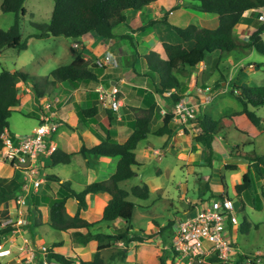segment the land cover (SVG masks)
<instances>
[{
	"label": "trees",
	"instance_id": "trees-1",
	"mask_svg": "<svg viewBox=\"0 0 264 264\" xmlns=\"http://www.w3.org/2000/svg\"><path fill=\"white\" fill-rule=\"evenodd\" d=\"M25 0H1L0 8L3 12L15 14L14 22L7 29H0V51L6 47L17 50L26 49L30 37L46 38L49 36H65L78 38L95 31L105 40L114 39V28L119 24L127 25V13L129 11L141 10L156 0H53L54 6L51 18L48 23H33L37 32L23 38L21 33V17L26 14L24 6ZM180 6L191 7L196 10L214 13L217 15L218 24L216 27L203 26L197 22H191L186 26L173 25L167 21V14L162 18H151L148 22L141 24L138 30L144 31L146 28L159 24L160 27H171L181 38L180 42L163 41V58L155 51L143 55L146 59L150 72H154L159 78L156 92L159 95H166L172 107L180 101L184 95L181 93L182 80L180 76L189 74V70L206 57L219 52L216 63L228 55L234 53L237 57L253 50L264 56V22L253 29L247 40L240 39L236 25L240 23L243 14L249 10L264 9V0H186V3L176 4L171 10ZM128 26V25H127ZM121 38L127 39L132 51L135 53L136 43L134 37L122 34ZM83 48H80L75 58L68 64L54 68L49 75L45 76L44 82L57 86L62 81H91L98 85L100 82V68L89 59L83 57ZM31 77L20 70L2 69L0 71V151L3 148V133L8 127L13 107L20 103V81H27ZM220 80L216 82L219 86ZM37 99L44 96V89L34 85ZM232 95L241 103L240 112L245 113L250 121L259 128L264 127V118L257 114L256 109L264 106V84L262 85H237L231 83ZM138 113L135 117L134 130L123 142H112L109 138L102 140L97 145L87 148L82 146L80 153L95 154L99 156H118L119 160L115 172L105 180L94 181L85 186L81 191L73 190L69 183L61 181V185L66 190V195L51 199L50 201V225L58 231L67 232L73 240L83 244L89 241L97 242V253L91 260L79 259V264H106L105 259L100 255L99 250L110 246L113 242L123 241L126 248L118 249L113 256L121 260L127 255V247L134 242L147 240L150 235L144 236L139 233L130 232L132 215L136 203L128 197L133 195L138 199H147L150 196V188L146 182L132 185L130 189L121 186V182L131 178L135 171L134 165L139 164L136 159L135 148L141 140L148 138L152 126L156 123L155 104L148 108H136ZM82 120L95 118L101 121L106 127H110L117 118V111L107 105L102 104V100L94 101L91 106L79 109ZM189 120H196L199 132L194 136L195 141L204 148V158L210 164L213 157L212 141L215 136L222 135V141L229 147L231 158H239L248 161L257 169L258 175H263L264 153L256 151L255 148L246 150L245 146L254 144V137L245 130L233 125L230 116L226 119H215L205 113L202 117L195 116ZM173 121V108L167 111L163 117V124L153 131L157 136H172L177 132L178 127L171 126ZM230 133V134H229ZM230 136V137H229ZM236 141V143H234ZM73 152H65L56 149L51 158L54 164L69 163ZM225 169L235 170L237 164L227 163ZM252 185V176L246 170L240 183L235 185L236 196H241L243 192ZM108 192L111 198L103 211L102 221L111 222L118 218L123 219L127 225L120 228L116 233H105L102 231L93 232L92 228L98 222H88L81 217L80 212L87 207V195ZM16 194L8 192L4 187H0V204L6 201H14ZM67 197H73L78 202V209L74 216H69L65 210ZM28 198V197H27ZM4 212H0L4 216ZM258 225H255L257 228ZM13 224L2 226L1 233L12 230ZM86 229V232L81 229ZM69 229H74L69 232ZM241 230H246L242 226ZM62 241L54 244L59 246ZM51 246L48 250V257L59 264H75V259L65 257L54 251ZM170 256L163 254L161 264H166V259ZM209 261L218 262V257L212 256Z\"/></svg>",
	"mask_w": 264,
	"mask_h": 264
},
{
	"label": "crops",
	"instance_id": "crops-1",
	"mask_svg": "<svg viewBox=\"0 0 264 264\" xmlns=\"http://www.w3.org/2000/svg\"><path fill=\"white\" fill-rule=\"evenodd\" d=\"M182 1L183 0H180V1L179 0H156L141 10L129 11L127 13L128 15H127V22H126L128 26L126 24L117 25L114 28V33H115L114 39L105 40L103 37L99 36L95 31H92L86 35L90 39L87 38L84 40V42L83 41L80 42L78 40L74 42L82 46L81 47L83 48L82 55L85 59H89V58L94 59L97 55H99L102 52L107 51L110 48L112 49L114 48L113 51L115 52V54L117 53L119 55V52L122 50L121 46L122 44H124L122 43L123 39L121 38V35L130 33L134 37V39L136 40L135 41L136 49H133L135 50V53L131 51L129 54L127 53V55L134 54L135 59H137L138 56L140 57V58L138 57L139 59L137 61H135L134 59V65L140 66L141 68L140 72L143 73L142 75H144V77H142V81H137V79L141 76H139L138 73H136L132 67L131 68L127 67L128 70L126 69V71L124 70V71L118 72V78H111V83H109L108 85H105L101 81V79L99 82V83H102L107 88H111L112 85H115L119 89L118 85H121V81L122 83H125L126 82L125 80H127V76L129 75L131 76V78H135V81H132L133 84L128 85L132 87V89H134L137 92L141 89H148L149 92H153L154 97H153V100L149 103L150 105L147 104L143 106L139 104H134V116L132 119H128L122 110L120 113H118L119 111L118 109L121 107V104H123V101H124V98H121V101H120V98L118 97L119 91L116 95L118 103H119L118 109H115L116 111L118 110L117 116H116L117 118L114 120L113 124L110 127H106L101 121L95 118H88L87 122L90 120V123L83 124L81 121H79L78 123L77 120H79L80 115H81L79 111L80 107L86 108V107L91 106V104L94 101L101 100L99 98V95H96V94L90 95V92L88 89H86L87 91L81 90V89H84V87L82 86H86V85H82L83 81L80 83L79 88L74 89V91L72 90V92L69 94H66L68 96H65V95L63 96L60 93V94H56L57 95L56 97H59L60 99L58 102L62 101L63 105L69 106L70 108L69 111L75 110L77 113L76 121H73L72 125L69 124L73 134L80 131L79 136L80 138H83L81 135L82 131L76 130V129L84 127L85 129H87L88 131H90L92 134H94L97 137V143L95 145H97L98 143H100L102 140L106 138H109L110 141L116 142V143L123 142L124 140H126L127 137L134 130L135 117L138 114L135 109L136 108H139V109L148 108L152 106L153 104H155V115H156L157 121L152 126L151 133L149 134L148 138L138 142L135 148L136 159L139 164L133 166L135 174L131 178L121 182V186L125 187L126 189H130V187L136 183H140L142 181L146 182L144 180H140L139 182H136V183L131 181L132 178L137 180L136 177L139 175L141 165L143 164V161L138 158V154H137L138 150L142 151L143 155H146L148 151L147 148L149 149L153 148L154 153L158 156H161L163 152H166L169 149L173 151L174 153H176L175 156H178L179 152L177 150H173L175 146L174 144H177V145L179 143L181 144L185 140L182 137V135L184 134V136L187 137L190 142L189 150H188L189 153H191V155L192 153H194L192 155L194 159H191V163L188 164L187 168H193L194 172L196 173L198 172L196 169V166H204V165H201L203 164V161H205L206 162L205 165H208V166H211L212 163L214 162L215 158H214L213 144H214L215 137H218V139L220 140V143L218 144V149L222 153V155L221 154L220 155H221V159L224 165L227 163H235L237 164V169H239V167L245 166L246 167L245 171L246 170L250 171L251 176H252V184L253 185L256 184V187H257V190L255 188L256 193H259V190H260V194L262 196V199L260 200V204H261V209L264 213V172H263V175L260 176L257 173V169L254 168L253 165L249 163L248 161L239 159V158H231L229 155V147L226 145V143L222 141V135L215 136L212 141L213 157L211 159L210 164H208L205 158H202V156H205L203 146L198 144L194 139V136L199 132V129H200L196 120H192L191 123L189 124L192 126V128H194V131H192L190 128H187L188 127L187 124L185 126L179 127L180 125H176V123L173 122L174 121L173 120L171 122V126L173 127L175 126L178 128H177V132H175L172 136H168V135L157 136L153 134V131H155L157 128H159L163 124V117L165 113L173 107L171 106L169 99L166 96L169 94V92H167L165 96L159 95L156 92V86L158 84L159 78L154 72H150L148 70L146 59L142 57V55L147 54L150 51H155L160 55V57L163 58L164 49H163L162 42L163 41L180 42L182 41V38L171 27H160L159 24H154L153 26L146 28L144 31H141V30H138V27L140 26L139 24L146 23L151 18L160 19L163 17V15H165L164 13L166 11L168 12L167 21H169L173 25H178V26L188 25L189 23H191L190 20L193 17L199 18V21H200L199 24L203 26L216 27L218 24L217 15L214 13L204 12V11H200V10H196L192 8L190 10L189 7H185V6H180L178 8L171 10V8L174 5L179 4ZM183 9L188 10L187 19L183 20V18L182 19L179 18L180 21L178 22V24L173 23L170 20L171 17L174 16L175 13L179 10L183 12L182 11ZM135 21L139 26L135 24ZM236 29H237L240 39L244 41L248 39L250 32L253 30L252 29L249 32H245L243 25H241V21L240 23L236 25ZM141 49L142 51H140ZM85 52L87 53V55H85ZM253 52L255 51L249 50L247 53L240 54L238 57L234 55V53L228 55L227 57L226 56L223 57L218 62L219 71L217 70L215 66V69H216L215 72L217 74H220V77L221 75H223V78H221L222 80L220 81L221 82L220 85L222 83H225V82H222L223 80H225L224 78L225 75L222 73V70L220 69L221 65L226 64V66L233 67L232 68L233 71L234 70L240 71L241 69H244V65H250V67L257 68L256 62H252L249 60V57L251 56ZM75 56L73 57V59L75 58ZM207 57L211 59L215 58L214 61L215 63H217L219 52H213L209 54ZM206 59L203 62H200L196 65L197 69L205 65ZM141 63H143V65H141ZM196 67H193L194 69L192 68L190 69L192 74L189 76V78L187 75L180 76V79L182 80V83H183L182 89H183L185 82H187L188 85H191L193 87L194 86L197 87V85H200L201 79L199 80ZM182 77H186V78L183 80ZM220 77L217 80H215L214 85H217L216 82L220 80ZM230 80L229 79L225 80L227 85H230ZM148 83L151 85H148ZM256 85H262V84H256ZM32 87L34 88L33 85ZM197 88L201 90L200 87H197ZM182 89H181V93L183 94ZM20 93H19L20 103L17 106H14L13 109L16 111L23 112L27 115L33 114L38 119H40L41 111H42L41 106L46 99L45 97L46 91H44V96H42V98L40 97L37 99V95H36L35 101L33 102L30 101L31 97H28L29 99L26 100L24 97H21ZM60 96H63V97L60 98ZM79 97H80V100H78ZM85 98H88L90 100V104L85 105V106L80 105V103L83 102ZM183 98H185V95ZM108 99L106 101H102V104L112 107L110 106V103H107ZM36 101H39V104H40L37 107H35L33 104ZM61 105H58V107H61ZM159 106H160V111H162V114L158 113ZM215 108H216V104L212 106L211 109L210 108L204 109L203 111L198 113V115L196 116L202 117L205 113H207L208 116H213L215 119H226L228 116H230L233 121V125L237 126L240 129L245 130L249 135L254 137V141H255L256 135L264 136V127L263 128L257 127L250 121V119L245 113L240 112V110L242 109L241 105H239V107H234L231 105L227 106L226 110L228 112H225L220 117L214 116ZM259 108H257L256 110H258ZM164 109H166V111ZM163 110L165 111L164 113H163ZM220 112L223 113L222 110ZM55 113H56V116H58L57 112ZM92 120H96V121L93 122ZM58 121L60 125L61 119L58 118ZM183 129H184L183 131L184 133H182ZM153 137H158L159 140L162 141V144L159 147H155L156 145L155 143H153V139H152ZM55 141L57 143V149H60L65 152L74 153L72 155L70 162L64 163V164H61V163L54 164L51 156L43 157L45 178H44V182H42L41 184L43 185L42 188L40 187L37 192H30L28 194L27 196L28 198H27L26 205H25V210L23 213V222L20 224L13 225L12 230L4 232V233H1V230H2L1 219L4 217L6 218L7 216H13L14 215L13 211H15V216H16L17 214L16 197L17 195L23 193V190H22L23 177L20 171L15 169L10 163H8L6 160L3 159L2 153L0 151V187H4L8 192L16 194L14 201L9 200V201H6L0 204V212L5 213L4 214L5 216L0 215V243L2 244L3 248L10 249L9 254L4 255L0 258V264H21L23 262H26V259L30 255V252L25 247L24 241L26 239H31L35 243H41V244H45L49 246H53L59 241H62L61 245L53 246L54 251L64 255L65 257H70V258L75 259V264H79V259H82V260L93 259L98 251L96 241H89L88 243L83 244L80 241L73 240L67 232L55 230L50 225V201L51 199L60 198L66 195V190L60 184L61 181L68 182L70 187L73 190L81 191L82 189L85 188L86 185H88L91 182L108 179L115 172L119 157L118 156H99L95 154H90L88 152H86L85 154H82L79 151L81 147L85 145L82 144L80 148L70 149L68 148V141L65 140L62 134H59L58 137L55 138ZM142 143H145V144L141 145ZM184 145L185 143H182V145H178V148L181 147L184 149L185 148ZM85 147L90 148L93 146H85ZM192 148L195 151H192ZM252 148H255V145L245 146L246 150H250ZM160 150H162V152ZM258 152L264 153V149ZM196 156L198 157L201 156V159H199ZM59 165L69 167L68 169L70 172L66 174V172H62V173L59 172L58 171L59 169L55 170L57 167H59ZM157 169L160 174H163L160 167ZM254 170L256 171V174H257L256 176L257 180L254 179V173L252 172ZM244 172L239 171L238 176H240ZM207 181H208L207 178L204 177V179L201 180V183L203 184V188L205 190L210 191L209 194H205V192H201L199 193L197 198L186 197L185 200L183 197V200L186 203L184 206H181L178 208V210L182 212L181 216L194 214L196 212V209L202 206V204L205 201H209L210 199H213V198H220L222 196H230L228 188H227V183L224 182L222 189L211 191ZM147 184L150 188V194H151V192L154 190V187L149 182ZM236 184L237 183H235L233 187V192L235 194H236L235 192ZM110 198H111V195L108 192H98V193H93V194L90 193L87 195V207L84 210H81L80 215L82 218H84L90 223L98 222L92 228L93 232L102 231L105 233L113 234V233H116L120 228L125 227L127 225V223L123 219H120V218L114 221H111V222L102 221L104 208L108 204ZM135 203H138V202H135ZM77 209H78L77 200L73 197H67V200L65 202L66 213L69 216H74L77 212ZM135 209H136V206L134 210ZM133 215H134V212H133ZM133 215H132V219H133ZM154 220L156 219L152 220L153 226H152V231L150 233H148L146 230H139L137 227L132 226V220H131L130 224H131L132 229L130 230V232L139 233L144 236L150 235L151 237H149L147 240H144L141 242H134L130 244L127 247V255L125 259L123 260H121L117 256H113V254L118 249L126 248L123 241L121 240L113 242L110 246L100 249L99 253L105 259L106 264H161V257L163 256V254L168 255L167 247L171 241L173 231L176 228L178 221L177 223L172 220L168 221L167 223L165 222L160 223L159 220H156V221ZM255 225H254V228H255ZM168 228H170L172 232L170 231L167 232ZM239 228L241 229L242 225L240 227H238V224L230 225L228 235L231 236L235 240L234 235H236V232ZM255 229H259V228L257 227ZM73 230L74 229H69L68 231L71 232ZM81 231L86 232V229L82 228ZM47 233H52L53 235L55 233L57 236V239L51 240L48 242L43 241L44 239L41 238L42 237L41 234L46 235ZM235 246H236V249L233 251L231 255V259L227 262L220 260V262H223L225 264L226 263L227 264H264V247L262 245L257 244V242L252 240V238H249L248 243L245 246H243L242 249L238 248L236 243H235ZM245 247H247L248 248L247 250H249L250 252L245 250L246 249ZM246 256H251L253 260L251 262H247L245 258ZM210 263H213V262L209 261L208 259L205 262H200L197 264H210ZM40 264H47V263H45L44 260H42V262L40 261Z\"/></svg>",
	"mask_w": 264,
	"mask_h": 264
},
{
	"label": "rangeland",
	"instance_id": "rangeland-1",
	"mask_svg": "<svg viewBox=\"0 0 264 264\" xmlns=\"http://www.w3.org/2000/svg\"><path fill=\"white\" fill-rule=\"evenodd\" d=\"M182 3H186V0H183L179 4ZM24 6L27 11L26 14L21 17V33L23 38L37 32V28L33 25V23H48L50 21L54 2L53 0H25ZM189 8L191 10V7ZM182 11L183 12L180 10L177 11L170 20L176 24H178L180 21L179 18L186 20L188 17V10L183 9ZM14 18V13L3 12L0 8V29H7L11 24H13ZM190 21L197 23L200 22L199 18L196 17H193ZM262 22H264V9L249 10L245 12L241 18V25H243L245 32L255 29ZM135 24H137L136 21ZM139 25L137 24V26ZM262 37L264 39V32L262 33ZM87 38L90 39L86 35L78 38L52 35L46 38L30 37L29 44L26 49L19 51L12 47H6L0 51V71L5 68L20 70L27 73L31 78L28 81L19 82L21 92L20 95L26 100L29 99L28 97H31V102L35 101V97L37 95L36 90L32 87V85H36L38 88H43L44 91H46L45 97H50L51 99L57 96L56 94L60 93L63 96H68L66 94H69L72 92V90L74 91V89L79 88V85L82 81H64L55 87L45 83L44 77L49 75V73L54 68L70 63L73 57L77 55V52L82 47L80 44L78 47H74L73 43L77 40L84 42V40ZM134 41L136 40L134 39ZM122 43L124 44L121 46L122 50L119 52V55L117 53L115 54L113 51L114 48H110L108 50L106 49L107 51L113 52L118 57V67L96 69V71L99 73L101 81L105 85L111 83V78H118V72L124 70L126 71L127 67H132L134 71L138 73L139 76H141L137 79V81H142V77H144V75H142L143 73L140 72V66L134 65V54L127 55V53L129 54L132 51L130 42L127 39H123ZM140 51H142V49ZM85 55H87L86 52ZM138 57L135 59V61L140 58ZM89 60L92 66L93 58H89ZM214 60L215 58L211 59L207 57L204 66H201L198 69L196 67L199 80L201 79L200 85H197V87H200L201 90L195 86L194 88L193 86L188 85L187 82H185L183 86V94L185 95V99L189 101L188 103L194 108L195 116L204 109H211L215 104V117H220L225 112H228L226 109L229 105L239 107L241 103L232 95L231 83L237 85H256L264 83V56L257 52H253L249 57L250 61L256 62L257 68L250 67V65H244V69H241L240 71H233V67L226 66V64L220 66L222 73L225 75V80L231 79L230 85H227L225 80L222 81L225 83H222L219 86L214 85L215 80L220 77V74L215 72L216 63ZM141 65H143V63H141ZM191 74L192 72L190 70L189 74L187 75L188 78ZM185 78L186 77H182L183 80ZM125 81V83H122L121 81V85H118V97L120 98V101L121 98H124L125 102L123 101V104H121V107L118 109L119 111H117L120 113L122 110L128 119H132L134 116V104L143 106L147 105L153 100L154 94L153 92H149L148 89H141L137 92L132 89V87L128 86L133 84L132 81H135V78H131L129 75ZM82 85H86L82 86L84 87V89H81L82 91H87L86 89H88L90 95L99 94L96 91V83L91 81H83ZM148 85L151 84L148 83ZM63 96H60V98ZM78 100H80V97ZM107 103H110V99H108ZM33 104L35 107L40 105L39 101H36ZM61 104L62 101H54L52 106V110L57 112V119H61V123L56 133L53 134L54 140L59 134H62L65 140L68 141V148L70 149L80 148L82 144L85 146H94L97 143V137L84 127L76 129L82 131L81 135L83 138H80L79 136L80 131L73 134L70 125H72L73 121H76L77 113L75 110L69 111L70 108L68 105ZM88 104H90V100L88 98H85V100L80 103L82 106ZM58 105H61V107H58ZM164 110L166 111V109ZM164 110L163 113L165 112ZM221 110L223 113L220 112ZM256 111L258 115L262 117L264 116V107H261ZM158 113L162 114V111H160V106L158 107ZM87 120L88 118L86 120H82L80 115V118L77 121L78 123L81 121L83 124L90 123V120L88 122ZM8 121L9 125L7 130L13 137L25 136L31 133L39 124V119L35 115H27L16 110L12 111ZM92 121L94 122L96 120ZM173 122H175L176 125H180L179 127L185 126L187 124V128H190L192 131H194V128L189 125L191 123V120L189 119L186 122H182L183 124L178 121ZM183 131L184 129L182 130V133H184ZM182 137L185 139L182 143H185L184 147L186 150L185 148H178V145H182V143H179L178 145L174 144L175 146L173 150H177L179 152V155L177 154L178 156H175L176 153L169 149L166 152H163L161 156L156 155L153 148H147L148 151L146 155H143V152L138 150V158L143 161V164L141 165L139 175L136 177L137 180L132 178L131 181L136 183L140 180H144L147 183L149 182L154 187V190L151 192L149 198L145 200L138 199L133 195L128 197L129 199L138 202L136 203V209L134 210L132 226L137 227L139 230H146L148 233H150L152 231L153 219L159 220L160 223H167L170 220L177 223V221L185 216H181L182 212L179 211L178 208L185 205L186 202L184 200L186 197L197 198L201 192L209 194L210 191L205 190L203 188V184L201 183V180L206 177L211 191L222 189L224 182L227 183L230 197L235 203V214L238 218V227L242 225L246 229L241 231L239 228L236 232V235H234L237 247L242 249V247L248 243L249 238H252V240L257 242V244L264 247V213L260 204V200L262 199L260 190L258 189L259 193H256V184H252L251 187L245 191V193L243 192L244 194H241V196H236L233 192L234 184L240 182L242 178L243 173L238 176V172H244L246 167L242 166L237 170L225 169V165L221 159L222 153L218 149L220 140L218 137H215L213 144L215 158L214 162L211 166H208L205 165L206 162L203 161V164L201 165L204 166H196L198 172L195 173L193 168H187L188 164L191 163V159H194L192 157L194 153L191 155V153L188 151L190 143L189 139L185 137L184 134ZM152 139L153 143L156 145L155 147H159L162 144V141L159 140L158 137H153ZM255 141V149L257 151L263 150L264 136L256 135ZM234 143H236V141H234ZM144 144L145 143H142L141 145ZM160 151L162 152V150ZM192 151L195 150L192 148ZM198 158L201 159V156ZM202 158H204V156H202ZM159 167L161 168L163 174L158 172L157 168ZM68 168L69 167L59 165V167H57L55 170L59 169V172H66V174H68V172H70ZM252 172L254 173V179L257 180L256 171L254 170ZM42 186L43 185L40 187L42 188ZM13 214V217L15 218L17 216V214L15 216V211H13ZM4 219L5 217L2 218L1 221H4ZM255 224L258 225L259 229L254 228ZM169 231L172 232L170 228L167 229V232ZM41 235V238H43V241L45 242L57 239L55 233L54 235L52 233ZM245 248V250L248 249L247 247ZM210 264L225 263L218 261Z\"/></svg>",
	"mask_w": 264,
	"mask_h": 264
},
{
	"label": "built area",
	"instance_id": "built-area-1",
	"mask_svg": "<svg viewBox=\"0 0 264 264\" xmlns=\"http://www.w3.org/2000/svg\"><path fill=\"white\" fill-rule=\"evenodd\" d=\"M74 43V47H78ZM94 62L100 68H116L119 65L118 57L111 51L100 53L94 58ZM96 91L102 101L110 99V106L118 109L117 93L119 89L112 85L111 88L98 83ZM59 97H46L42 104L41 116L38 126L25 136H11L5 128L3 133V159L22 173L23 193L17 195V216H7L1 222L7 224H20L23 222V213L30 192H37L44 182L45 171L43 157H50L57 149V143L53 138L59 127L56 113L52 110L54 101ZM194 108L185 98L178 101L173 107V120L180 123L194 118ZM183 124V123H182ZM238 218L235 214V203L230 196H222L205 201L196 209L194 214L181 218L173 231L171 241L167 247L170 256L166 264H197L207 261L215 256L227 262L231 259L236 249L235 240L229 236L230 225H237ZM26 249L30 252L26 262L21 264H40L44 260L47 264H59L48 257L51 246L35 243L31 239L24 241ZM10 253V249L3 248L0 243V258ZM251 262V256L245 257Z\"/></svg>",
	"mask_w": 264,
	"mask_h": 264
},
{
	"label": "bare ground",
	"instance_id": "bare-ground-1",
	"mask_svg": "<svg viewBox=\"0 0 264 264\" xmlns=\"http://www.w3.org/2000/svg\"><path fill=\"white\" fill-rule=\"evenodd\" d=\"M2 161V160H1Z\"/></svg>",
	"mask_w": 264,
	"mask_h": 264
}]
</instances>
